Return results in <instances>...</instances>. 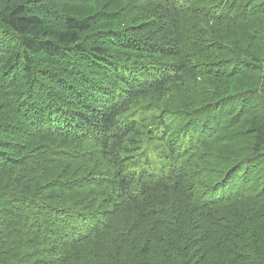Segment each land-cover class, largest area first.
<instances>
[{
	"label": "trees",
	"instance_id": "trees-1",
	"mask_svg": "<svg viewBox=\"0 0 264 264\" xmlns=\"http://www.w3.org/2000/svg\"><path fill=\"white\" fill-rule=\"evenodd\" d=\"M0 264H264V0H0Z\"/></svg>",
	"mask_w": 264,
	"mask_h": 264
},
{
	"label": "rangeland",
	"instance_id": "rangeland-1",
	"mask_svg": "<svg viewBox=\"0 0 264 264\" xmlns=\"http://www.w3.org/2000/svg\"><path fill=\"white\" fill-rule=\"evenodd\" d=\"M179 253V252H178Z\"/></svg>",
	"mask_w": 264,
	"mask_h": 264
}]
</instances>
